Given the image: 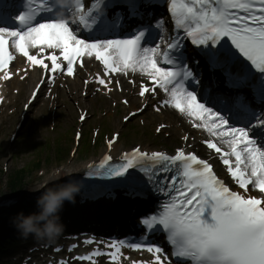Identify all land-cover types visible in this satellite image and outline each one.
<instances>
[{
  "label": "snow or ice",
  "instance_id": "1",
  "mask_svg": "<svg viewBox=\"0 0 264 264\" xmlns=\"http://www.w3.org/2000/svg\"><path fill=\"white\" fill-rule=\"evenodd\" d=\"M161 2L174 21L168 38L160 37L163 48L159 43L144 46L150 22L138 25L130 38H110L122 21H143L150 16L147 10ZM85 32L89 35L82 36ZM185 41L196 55H186ZM10 47L53 81L57 74L74 76L86 66V57L103 65L104 75L94 82L108 92L114 87L109 81L116 79L111 73L146 77L153 87L136 84L139 96L151 99L162 90L164 106L211 137L203 143L231 181L195 149L169 154L137 146L122 151L117 162L107 155L98 167L90 166L88 175L113 183L91 184L90 198L115 199L119 189L135 203L153 197L157 206L151 214H141L142 242H114L107 246L109 252L95 251L78 260L107 255L118 264L126 246L150 254L131 264H264V0H0V73L5 80L11 79L9 67L16 60ZM201 60L209 83L198 99ZM224 104L232 106L230 111L235 108L243 126L230 124L221 114L219 105ZM164 128L161 124L157 131ZM114 144L109 140L108 148ZM155 233L165 235L167 250L150 242Z\"/></svg>",
  "mask_w": 264,
  "mask_h": 264
},
{
  "label": "rangeland",
  "instance_id": "2",
  "mask_svg": "<svg viewBox=\"0 0 264 264\" xmlns=\"http://www.w3.org/2000/svg\"><path fill=\"white\" fill-rule=\"evenodd\" d=\"M69 101L70 109L61 111V108H59V111L57 110V116L54 117L53 114L48 116L51 119L50 121L26 123L23 127V134L29 133L28 136L19 134L15 142H9L11 135L16 134L15 128L17 121L14 122L11 130L0 134V194L11 193V184L14 181L16 182L22 179L24 169L28 173L25 177L27 178L25 182L26 188L22 192H26L28 190L27 188H35L45 181L47 175L39 178L40 173L52 174L57 170L56 168L58 166L61 167L64 165V161L67 158L65 160L63 158H56L52 144L55 143L54 148L62 157L65 156L66 150L67 154L69 150H72L73 136L76 130L75 123L77 121L75 112L77 103L71 100ZM52 119L55 120V123L60 124L62 128L58 132L52 131ZM64 125L66 128H64ZM81 153L83 152L79 148L76 157ZM73 161L76 162L77 160L70 158L66 163ZM29 172L34 173L30 176ZM27 175L29 176L27 177Z\"/></svg>",
  "mask_w": 264,
  "mask_h": 264
},
{
  "label": "clouds",
  "instance_id": "3",
  "mask_svg": "<svg viewBox=\"0 0 264 264\" xmlns=\"http://www.w3.org/2000/svg\"><path fill=\"white\" fill-rule=\"evenodd\" d=\"M65 182L55 184L42 191L36 200V210L31 213L20 212L12 218V224L23 239L55 241L65 231L61 213L65 204H75L83 189V182L67 172Z\"/></svg>",
  "mask_w": 264,
  "mask_h": 264
},
{
  "label": "bare ground",
  "instance_id": "4",
  "mask_svg": "<svg viewBox=\"0 0 264 264\" xmlns=\"http://www.w3.org/2000/svg\"><path fill=\"white\" fill-rule=\"evenodd\" d=\"M29 84L30 83H26V86H23V85H20L21 87H22V91H27V89H28V87H29ZM25 85V84H24ZM173 118L172 117H170L169 118V121H171ZM65 169H67V168H65ZM63 170V173H65L66 172V170ZM85 170H86V166H80V167H76V168H74V169H69V171H75L74 172V175H81V174H83L84 172H85ZM54 176V175H53ZM62 176V178H66V175H64V174H62L61 175ZM131 206H134V204H130ZM111 206L110 205H108L106 208H110ZM129 207V206H128Z\"/></svg>",
  "mask_w": 264,
  "mask_h": 264
}]
</instances>
